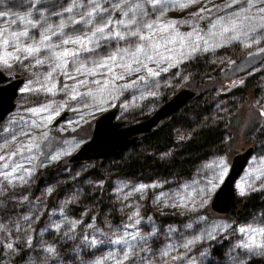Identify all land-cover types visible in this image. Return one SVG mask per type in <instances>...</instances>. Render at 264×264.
<instances>
[{
  "label": "trees",
  "instance_id": "obj_1",
  "mask_svg": "<svg viewBox=\"0 0 264 264\" xmlns=\"http://www.w3.org/2000/svg\"><path fill=\"white\" fill-rule=\"evenodd\" d=\"M223 1L225 2L222 0L216 3L207 16L221 11L220 9L229 8L226 5H234L233 0L221 3ZM69 4L72 6V0H39L38 3L37 0H0V11L11 16L20 14V17L35 21V24L44 15V18H50L44 23L43 21L39 23L43 25L44 31L48 25H59L62 20L66 22L67 17L79 12L64 13V9ZM60 5H63V8ZM149 8L145 6V10L150 12ZM258 9L245 13L241 18L256 16ZM56 13L63 15L57 16ZM150 18L152 19V16ZM150 18L146 17V20ZM191 18L195 19L193 13ZM2 19L7 20L6 17H0V20ZM77 20H80V17ZM18 22L19 19H16V24ZM244 22L248 25L255 23L254 20ZM198 23L203 27H197V22H194L191 24V32L196 29L200 35H205L211 28V24H206L203 19ZM16 24L12 23L14 27L18 26ZM85 27L87 26L79 24L66 25L69 32L71 29ZM27 30L33 35H39L41 32L38 26L36 28L29 26ZM220 30L218 28L214 31ZM192 39L194 40V37ZM205 39H208L206 35ZM246 42L250 46L246 47L245 51H239L238 47ZM111 43L114 45L115 41ZM120 46L130 47L123 42ZM106 49L109 48L104 46L100 50ZM260 49H264V31L258 28L256 32L249 33L247 39L233 40L208 52H197L187 60L181 58V63L174 66V69L161 71L156 77H148L146 70H142L139 73L145 76V80L114 81L113 85L120 87L112 92L110 97L103 95L104 104L117 103L116 117L123 122H129L147 115L185 78L200 79L214 73L218 68L223 69L224 73L246 74L241 86H235L227 91L217 92L211 85L196 90L156 125L137 134L133 143L117 149L112 154L74 161H67L63 155L59 160L52 161V155L62 151L69 153L77 146L79 141L71 142V135L63 136L61 143L45 149L46 153L44 151L36 154L33 173L37 170L36 172L43 174L44 182L53 183V191L45 195L48 204L52 205L49 206H57L60 201L64 213L70 217V220L78 217L84 219L93 215L100 224L108 220V225L111 223L115 227L119 226L120 222H125L130 214L138 212L140 223L135 231L147 238L145 244L150 247L149 254L153 259L158 260L157 263L150 261L148 264H241V262L264 264V255L250 256L246 249L238 247L242 237L234 230L236 221L249 218L258 212L264 218V187L261 190L249 189L243 199L227 211L230 212L229 227L217 229L212 232V238L206 236L195 241L189 248L182 246L183 239L180 235V232L184 231L185 212L159 210L155 203L156 196L180 190L190 179L203 180L200 175L202 165H205L208 158L224 152L225 141L230 134L226 125L227 118L238 104L246 99L245 97L250 95L253 103H264V52ZM132 50L134 51V46ZM148 54L152 55L151 52ZM97 58H101V55ZM168 62L170 61H164V67L160 69L168 67L166 64ZM156 70H159L158 67ZM132 81H136L134 87H122ZM141 83L158 84L153 87L154 89L146 90L144 86H140ZM91 106H94V103ZM248 138L254 144L253 153L264 147V122L259 123ZM80 162L83 165L80 166ZM141 185H158V187H147L143 193L134 191ZM22 188L27 189L29 198L27 208L31 199L39 200L42 195L41 191L37 193V185L33 182L26 187H15L12 189L13 193L0 195V213L19 210L21 200H9V197L12 198L10 194H19ZM209 198L210 196L206 199ZM202 211L206 216L221 214L210 209L208 203ZM153 228L156 230L155 233ZM170 228L174 231L170 232ZM69 239L61 237L54 243L58 261L39 257H37L39 260L27 261L24 257L27 248H22L21 252L14 255L11 262L6 264H92L95 261L93 256L100 249L97 248L99 240L95 245L78 241V251L74 252L71 248L75 243ZM165 252L167 255H163ZM174 257L176 259H173ZM135 258L139 260L129 259L126 264L135 262L143 264V257Z\"/></svg>",
  "mask_w": 264,
  "mask_h": 264
},
{
  "label": "rangeland",
  "instance_id": "obj_2",
  "mask_svg": "<svg viewBox=\"0 0 264 264\" xmlns=\"http://www.w3.org/2000/svg\"><path fill=\"white\" fill-rule=\"evenodd\" d=\"M220 1L222 0H198V2L193 3L192 0H179V3H184L187 4L188 6L183 9L179 7H170L162 17L160 16V13L157 12L154 15H150L152 16V19L150 18L149 20H147V22L151 23L152 21H157V23L166 24L168 21H176L177 23L174 26L175 29L178 30L180 34H183L185 37H187V34L191 33V24H194V22L195 23L197 22V27H203L201 23H198V21L200 20L199 16L193 15V17L195 18L193 20V18H191V14L198 13L200 9L204 8L206 10L203 13H201V15L207 16L211 13L207 11V9H212L215 6V4L219 3ZM230 1L232 0H225V2L223 1L221 3H228ZM84 2L85 0H80L81 7L78 10L79 13H83L85 11V9L83 8ZM146 6L150 7L149 10L151 11V5H146ZM68 7H71L70 4L68 5ZM260 7H264V4H257L255 7L249 9L247 12H244L243 10L248 9L249 5L245 3V0H239V4H234L230 8H226L224 10L220 9L221 11L211 14L209 17L207 16L203 20H205L206 24H212L215 18L221 16H233V18H235L234 14L237 12L241 13L242 16L245 13L251 12L255 8H260ZM87 10L90 11L91 9H87ZM19 15L20 14H15L11 16L7 14L6 16H4V18L6 17L7 20L5 19L0 20V29H7L8 37H10L11 33L13 32L18 33L20 31L25 30L26 27L28 29L29 25L25 24L21 20H19L17 24L14 23L18 26L14 27L12 25L11 21L20 17ZM113 16L116 20L122 18V15L120 13H113ZM42 17L44 18L45 16L42 15ZM42 17L40 20L36 21L37 26L41 28L40 34L44 31L42 30V27L39 23L41 21H43L44 23L45 20L47 21L48 19H50V18L42 19ZM46 17L48 16L46 15ZM70 17L74 20H77L79 19L80 14L77 13L76 15ZM68 19L69 17H67L66 19L65 22L66 25H68L67 23ZM26 20H31V19H26ZM31 21L32 23L33 22L35 23V21L33 20ZM52 26L55 28L57 25H52ZM87 27H91V26H87ZM87 27L83 28L84 31H87ZM64 32L67 33L68 35H73V36L84 34L83 32H71V31L69 32V30L66 29V26L64 28ZM40 34L33 35L29 32L30 38L29 37L21 38V42L24 44H31L33 43L34 40L38 41L40 39ZM48 34L51 35V33ZM156 35L158 38L159 35H163V33H157ZM8 37L0 38V45H2V39ZM193 37L195 39V36ZM51 42L57 43L58 42L57 37L53 36ZM120 44L116 46L119 47ZM245 45H248L247 42L238 47L239 51L241 52L245 51L246 48ZM65 47L72 48L73 46L66 45ZM169 47H171V45H169ZM176 49L178 53L180 51L179 45H176ZM114 50L115 49H106L104 51L99 50L101 58L110 54V51H114ZM4 52H14V47L11 45H9L6 48L0 46V54H3ZM46 54L47 53H45L44 55H39L36 58L44 59ZM162 54L168 55V53H162ZM87 55L88 54H83L81 59H84ZM177 56L178 55H174L173 59H176ZM36 58H28L27 60H22L21 62L10 61V63L12 64L11 68L0 65V69L3 70L5 73L22 76V81L19 84L17 93L15 95L13 107L0 120V145L3 144L8 145L7 148H0V155H8L11 154L12 152H15L18 147L22 145H27L33 138H35V143L39 144V148L33 149L32 152H24L23 155L26 157L35 156L38 153L41 154L42 152L45 151V149L46 150L50 149L52 145L61 143L62 140L61 138L65 135L72 136V138L70 139L71 142H75V143L78 141L81 142L88 135L92 124V118L95 115V113L99 111L98 109L101 110L105 107H109L113 105V103L105 105L104 103L101 104L99 102L100 99H103L105 97L103 96V94L98 92V88L102 86L104 79L108 75L106 70H104L102 73H98L96 76H86L83 74L78 75L76 77V80L65 79L63 74L57 73L54 75L52 79V83H55L57 89L55 95L47 92L22 93L21 89L24 88L29 81L33 82L32 87L34 88L39 87V84L44 82L47 73L51 71V67L47 63L44 65H35ZM171 62L172 61L166 64H169ZM146 63H148L149 67H152L155 70L157 67L158 69H160V67H164L163 65L164 62L160 63L159 65L149 61H147ZM25 65H29V67H25ZM88 67H92V64L89 63ZM169 69H174V67H171ZM67 70L70 74L75 75V69L74 67L71 66V63ZM114 71L119 73L123 70L116 68L114 69ZM139 76H141L140 73L134 72L131 75H125L122 80H116V81H127L129 79H135L138 81ZM245 77L246 74L235 75L234 73H224L223 69L218 68V70L215 71L214 73H211L208 76L202 77L200 79H196V78L183 79V81L180 82L175 87V90L180 86H186L190 89H193L195 92L196 90L211 85L214 87L215 91L217 92L227 91L235 86H241V84H243V81L245 80ZM83 79H87L89 83L84 86H78V91L81 93V96L77 97L76 100H71L70 99L71 86L76 84L77 80H83ZM92 81H99L100 84L92 83ZM65 84H68L70 86L69 90L67 92L59 91V89H61ZM157 84L150 83V85L147 84L145 85L141 83L140 86L141 87L144 86V89L146 90H151L154 89L153 87ZM89 89L93 91L94 95L91 96L84 95V93H87ZM151 94L152 93H150V95ZM146 96H148V94ZM245 98L246 99L243 100L240 104H238L237 108L227 118L226 125L230 130V134L228 139L225 141L224 150H223L224 152L218 154L217 156H212L208 158L205 161V165L212 164L213 162H218L221 159H223L226 162V164H228L231 155L235 151L240 150L247 144H252L248 137L251 131L254 130V128L259 123L264 122V115H261V113L264 112V103L262 104L253 103L250 98V95H248ZM93 103L94 106H91V104ZM49 104L53 105V109H50L48 112L40 113L34 116L30 111H27L28 109L40 108L41 106H46ZM62 105L63 107H61ZM114 105L117 108L118 104L116 103ZM65 107L67 109V114L65 115V117L60 118L59 120H55L54 118L52 122L47 125V128L44 127L36 128L32 126L33 120L37 121V123H42L41 121L42 116L51 115L56 117L57 115L55 113L56 112L60 113L61 110ZM81 115H83V119L80 118ZM77 121H79V123H77ZM45 131L48 133V139L42 140L40 139V137L41 134ZM13 137H15V139H13ZM70 141L68 142L70 143ZM44 153H46V151ZM67 155H64L65 158L67 157ZM12 159L13 161L22 164L24 169H30L32 171H31V175H28L23 172L16 173V175L24 174L27 183H20L19 181H17L15 182L14 185H9L3 195H6L9 192L13 193L12 189L15 187L18 186L26 187V185L33 182L35 185H37V193L41 191L42 192L41 194L43 196L41 195L39 200L31 199L30 205L27 208V201H29V198L27 196L26 188H22L21 192L17 195L10 194L12 198L9 197V200L11 199L16 201H20V200L21 201H20V208L18 211L13 210V211H4L0 213V226H2L0 227V242H2V245H7L8 243H13L14 245V248L11 250L8 249L7 247L0 246V264H6L8 262H11L10 261L11 258L17 253H20L22 248H27V250H25L26 253L24 254V257L27 261H34L37 259L39 260V258L40 259L52 258L55 261H58L56 250L54 254H49L46 251H44V249H47L48 247L55 248L54 243L56 242L57 239L61 237H66L68 239L71 238L69 239V241L75 243L71 248L72 251L74 252L78 251L77 245L81 240L87 242L88 245L91 244L90 241L93 239L99 240L97 248L100 249L93 256V259L95 261L92 264H97V262H101V264H116L117 260L122 259L124 252L129 251L126 245L111 243V241L120 239L125 235V232L135 234V232H137L135 230L138 229L139 226V224H136V220L139 219L138 216L131 221L128 218L125 222H120V225L117 227H115L111 223L108 225L109 223L108 220H105L103 224H100V222L97 221L96 217H94L93 215L88 216L87 218L84 219L78 217L74 220H70V217L64 213L60 201H59V205L54 207H50L52 205H50V203L48 204V199L45 195L50 193L48 192L49 188L53 189V183L44 182V180H42L43 176L39 180V182H36L37 177L39 176L40 173L36 172L37 170L33 173V169L35 167L34 161L33 163H29L26 159H22L20 156H13ZM7 162L8 161L6 160L0 161V166H2L4 163ZM81 165H83V163L80 162V166ZM205 165L204 166L202 165L203 168L200 171V175L203 178V180L202 179L197 180L195 178L191 181L190 179L185 184L193 185V181H196L198 183L193 185V188L204 187L205 182L213 175L212 170L205 168ZM77 168L80 169V167ZM8 170L10 171L11 169ZM249 172H252L253 175L247 176ZM262 172H264V147H260L259 151L255 153L252 152L250 154V158L244 170L235 180L234 184L237 193H239L237 185L240 184L246 177H247V183L251 184L250 189L261 190L262 187H264V174H261ZM216 183H219V180L216 181ZM193 188H189L188 191L192 192V194L195 196L196 193L193 191ZM180 190H176V191H180ZM25 197L27 199H25ZM156 198L157 196L155 197V203L159 210H163V211L171 210L180 213L185 212L184 215L186 221L184 222V231L180 232V235L182 236L181 239H183V244L189 240H195L196 237H201V239L206 237V232L211 231L213 228H216V230L223 229L224 227H217V226L229 225L231 221L228 216L230 212L206 216L202 211V208L205 207L206 204L200 207L199 197H197V207L195 208V210H191L190 208L185 209L180 207L166 206L163 200L156 202ZM45 210L46 213H44ZM25 216L29 218L27 221L23 219V217ZM132 216L133 213L130 214L129 217ZM200 217H204L205 219L200 220ZM75 221H80V223L73 228L72 222ZM189 224L192 225L191 228L186 227V225ZM56 225H60L59 229L56 227ZM89 225H91V227H89ZM128 225H135V227H126ZM248 226H251L253 228H264V218L258 212L257 214H254L249 218H244L239 221H236L234 225V230H236L242 237L240 239L241 242L247 240L248 237L245 234L241 233L239 229ZM29 238L31 239V246L29 245L28 242ZM85 238H87V240ZM257 240L258 241L264 240V237L257 236ZM101 241L104 242L101 243ZM171 241L174 242V239L171 238ZM131 243H133V241L129 240V244ZM135 243H136V247L134 249V254L132 257H130V260L132 261L139 260L138 258L135 257L141 256L143 257L142 259L143 264H148L150 261L152 263L158 262L157 259H153L152 255L149 254L148 248L150 247H147L145 242H141L137 240ZM109 256H112L113 258L107 259ZM128 261H124V264H126ZM134 264L137 263L135 262Z\"/></svg>",
  "mask_w": 264,
  "mask_h": 264
},
{
  "label": "snow or ice",
  "instance_id": "obj_3",
  "mask_svg": "<svg viewBox=\"0 0 264 264\" xmlns=\"http://www.w3.org/2000/svg\"><path fill=\"white\" fill-rule=\"evenodd\" d=\"M39 0H37V3ZM193 3L198 2V0H192ZM234 4H239V0H233ZM245 3L249 5L248 9H244L247 12L249 9L255 7L257 4H264V0H245ZM151 5V11H146L145 6ZM34 6V5H33ZM188 5L184 3H179V0H85L83 8L85 11L79 13L78 10L81 7L80 0H72V6L65 8L64 13H73L74 11L80 14V20H74L69 17L68 24H79L87 27V31L83 28L71 29L72 32H83V35H68L64 32L66 26L65 22L62 20L59 25L55 28L52 25H48L44 29V32L40 34V39L38 41H33L31 44H24L21 42V38L29 37V32L27 27L25 30L18 33L13 32L11 36L8 37L7 29H0V38L8 37L2 39L3 47H8L9 45L14 47V52H4L0 54V65L11 68L12 62H21L22 60H27L28 58H36L39 55H44V59H35V65L49 64L51 71L45 76L44 82L39 84V87H32V81L21 89V92H47L55 95L57 91L55 83H52V79L55 74H63L65 79L76 80L78 75L86 76H96L98 73H102L104 70L107 71V76L103 81V84L98 88V92L103 95L111 96V93L117 91L120 86H114L113 82L116 80H122L125 75H131L132 73H139L142 70H146L148 77H156L160 75V72H167L169 68L176 66L180 63V59H190L197 52H208L214 50L215 48L221 47L222 44L230 43L233 40L247 39L249 33L256 32L259 28L264 31V7H260L257 11L256 16H244L241 18V13H235V18L233 16H221L215 18L214 22L211 24V28L205 35L208 39H205V35H200V33L194 29L193 32L188 33L187 37L180 34L178 30L175 29L176 21H168L165 23H157V21L147 22L146 17L150 18V15L155 13H160L162 17L164 13L170 7H179L181 9L186 8ZM232 5H226V7H231ZM63 8V5H60ZM87 9H91L90 11ZM206 9L202 8L198 13L193 15L199 16L200 19H205L206 17L201 15ZM211 12V9H207ZM113 13H120L122 17L127 19L116 20ZM7 13L0 11V17L6 16ZM57 16L63 15V13H56ZM17 19L23 21L25 24L36 28L37 24L32 23L31 20H26L24 17H18ZM42 19H44L42 17ZM159 19V17H158ZM245 20H254L255 23L252 25L245 24ZM46 22V20H45ZM187 22V21H185ZM11 23H16V19L12 20ZM43 27V25H41ZM220 28V31H214ZM48 33H51L49 35ZM147 33V34H145ZM157 33H163L157 38ZM55 36L58 39L57 43H52L51 39ZM195 36L193 40L192 37ZM30 38V37H29ZM115 41V45L111 42ZM121 42L128 44L129 48H121L119 45ZM259 43V41H254ZM66 45H72V48L65 47ZM171 45V47H169ZM176 45H179L180 51L177 53ZM107 46L109 49L115 48L114 51H110V54L100 57V49ZM134 46V51L132 50ZM250 46V45H245ZM264 52V49H260ZM151 52L152 55L148 53ZM162 53H168L164 55ZM83 54H88L84 59H81ZM174 55H178L179 58L173 59ZM251 55V54H250ZM172 61L168 64V67L154 70L152 67L148 66L145 61L153 62L159 65L164 61ZM71 66L75 69V75L68 72V67ZM91 63L92 67H88ZM29 67V65H25ZM119 68L123 71L117 73L114 69ZM145 76H139L138 80H144ZM39 83V82H38ZM87 79L77 80L76 84L71 86L70 99L76 100L77 97L81 96L78 91V86H84L88 84ZM92 83L100 84L99 81H92ZM50 84V86H49ZM136 81L125 84L122 87L131 88L134 87ZM69 85L65 84L59 91L67 92L69 90ZM155 95V93H152ZM84 95H94L93 91L89 89ZM101 104L104 103V99H100ZM63 107V105L61 106ZM53 109V105L49 104L46 106H41L40 108L28 109L34 116L40 113L48 112ZM100 110V109H98ZM57 116L59 112L55 113ZM264 115V112L261 113ZM54 116H42V123H37V121H32V126L36 128L44 127L52 122ZM83 119V115L80 117ZM79 123V121H77ZM23 134V133H21ZM15 139V137H13ZM40 139L47 140L48 133L45 131L41 134ZM68 143V142H65ZM7 144L0 145V148H7ZM39 144L35 143V138H33L27 145H22L17 148L15 152L8 155H0V161H8L0 166V195H3L5 190L9 185H14L15 182L27 183L25 175H16V173H26L31 175L30 169H24L23 165L13 161V156H20L22 159H26L29 163H33L35 160L34 156H24V152H32L33 149H38ZM68 154L67 151L58 152L51 156V160H59L61 156ZM205 168L212 170L213 175L204 184L202 188H193V185L198 182L193 181V185L185 184L181 187L180 191H174L170 194L161 193L157 196L156 202L163 200L166 206L180 207L185 209L195 210L197 207V197H199V206L202 207L207 203L205 197L210 196L219 187L216 181H222L224 176L227 175L228 167L226 162L221 159L218 162H213L212 164L205 165ZM8 169H11L10 171ZM34 170V169H33ZM261 174H264L262 172ZM253 175L249 172L247 176ZM147 187H158V185H141L135 188L134 191L143 193ZM193 188L196 193L194 196L192 192L188 189ZM239 194L244 196L247 194V190L251 188V184L247 183V177L237 185ZM53 189L49 188L48 192H52ZM131 195V193H129ZM25 199H27L25 197ZM171 202V203H169ZM139 215L138 212H134L129 220H133ZM25 221L29 218L27 216L23 217ZM204 217H200V220H204ZM151 220V217H149ZM80 221L72 222V227L74 228ZM140 220H136V224H139ZM2 227V226H0ZM19 227V226H18ZM59 229L60 225H56ZM91 227V225H89ZM126 227H135V225H128ZM187 228H191L192 225H186ZM217 227H229L228 225L217 226ZM155 228H153V233H155ZM169 231H174V229H169ZM216 228L211 231L206 232L208 238H212V232H215ZM239 231L245 234L248 239L242 241L238 247L247 250V253L252 255H264V240H257V236L264 237V228H253L251 226L242 227ZM87 240V238H85ZM146 237L141 236L137 231L135 234L125 232V235L120 239L111 241V243L126 245L129 251L124 252L122 259L117 260L116 264H124V261H128L130 257L134 254V249L136 247V241L146 242ZM201 237H196L195 240H199ZM129 240L133 243L129 244ZM195 240H189L182 246L184 248H189ZM29 245L31 246V239L29 238ZM104 241H101L103 243ZM92 245L97 244V240L93 239L90 241ZM0 246L7 247L8 249H13V243H8L7 245ZM123 250V249H122ZM49 254H54L55 250L52 247L44 249ZM167 255V252L163 253ZM109 256L107 259H112ZM173 259H176L175 257ZM101 264V262H97ZM243 264V262H241Z\"/></svg>",
  "mask_w": 264,
  "mask_h": 264
},
{
  "label": "water",
  "instance_id": "obj_4",
  "mask_svg": "<svg viewBox=\"0 0 264 264\" xmlns=\"http://www.w3.org/2000/svg\"><path fill=\"white\" fill-rule=\"evenodd\" d=\"M21 81L22 76L5 73L0 69V120L13 107ZM193 93V89L180 86L166 99L154 106L147 115L129 122H123L116 117L117 108L115 105L99 110L92 118L88 135L68 153L66 159L74 161L99 158L114 153L117 149L133 143L137 134L156 125L160 119L177 109ZM66 114L67 109L65 107L55 117V120L64 118ZM253 149V144H247L231 155L227 164V175L222 181H219V187L210 195L208 200L210 209L224 213L243 199V196L235 190L234 183ZM42 176L43 174L40 173L36 182H39Z\"/></svg>",
  "mask_w": 264,
  "mask_h": 264
},
{
  "label": "bare ground",
  "instance_id": "obj_5",
  "mask_svg": "<svg viewBox=\"0 0 264 264\" xmlns=\"http://www.w3.org/2000/svg\"><path fill=\"white\" fill-rule=\"evenodd\" d=\"M249 158H250V156L247 158V161H246L245 165L243 166V168L241 169V171H240V173L238 174V176H239V175L242 173V171L244 170V168H245V166H246V164H247ZM238 176H237V177H238ZM236 179H237V178H236Z\"/></svg>",
  "mask_w": 264,
  "mask_h": 264
}]
</instances>
